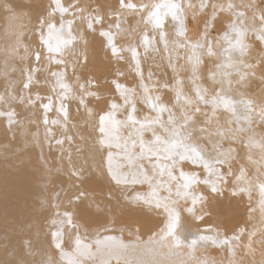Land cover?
<instances>
[{
	"label": "bare ground",
	"instance_id": "1",
	"mask_svg": "<svg viewBox=\"0 0 264 264\" xmlns=\"http://www.w3.org/2000/svg\"><path fill=\"white\" fill-rule=\"evenodd\" d=\"M262 110L264 0H0V264H264ZM106 111L112 139L129 149L150 130L161 136L148 146L165 169L161 196L189 132L210 156L220 133L226 148L237 140L217 167L243 168L235 182L247 193L230 195L231 176L222 196L197 185L211 215L177 222L179 246L153 243L164 216L125 199L143 177L113 183L94 157L93 114ZM241 226L231 252L196 231L219 240Z\"/></svg>",
	"mask_w": 264,
	"mask_h": 264
},
{
	"label": "snow or ice",
	"instance_id": "2",
	"mask_svg": "<svg viewBox=\"0 0 264 264\" xmlns=\"http://www.w3.org/2000/svg\"><path fill=\"white\" fill-rule=\"evenodd\" d=\"M48 27L57 28L55 22H50ZM70 31V30H69ZM104 33H101L103 36ZM59 39V37H58ZM87 45V40L82 41ZM42 44L49 45V50H53L50 42L47 39L41 41ZM65 45L72 44V41H65ZM109 49L113 54H117L115 47L111 41H107ZM75 46V45H73ZM55 51L59 54L61 49L57 47ZM34 59L39 61L41 53L36 51L33 53ZM88 60L87 50L82 53V62L86 63ZM203 61H201V64ZM182 83V81H181ZM219 93V89H217ZM200 99L207 100L206 96H201ZM216 99H219V95H216ZM111 110V105L109 106ZM195 111L198 113L200 108L197 107ZM106 112H100L93 114L96 121L94 125V157L99 158L98 167L102 171H106L108 178L113 183H120L121 180L127 181L129 174L134 177L136 175L142 176L143 179H134V184L140 185L143 191H136L131 196H126L125 199H134L141 204L148 207L156 208L165 219V225L158 231L153 233L156 239L153 243L164 246L166 242L175 240V245L179 246L180 241L175 239V224L182 222L186 216H191L193 220L199 224L204 220L206 215H211L205 207H202L207 196L199 194L197 185H204L212 194L223 195V185L228 184L226 177H233V186L229 190L230 195L233 197L244 196L247 193V189L240 184L236 183L237 176L243 174V168L240 170V174H234L231 171L229 164V171L222 173L221 169L217 165H225L235 158L234 153L237 152V140L229 137L230 143L226 148L223 143V133H220L221 139L217 140L212 145V151L215 155H208V149L201 147L194 139H192L191 132L185 137V143H181L179 148L186 150V155L179 151L177 148L178 165L174 164L167 170L168 181L162 186L163 191L167 195L161 196L158 189L161 187L159 177L165 174V169L161 168L158 160H153L152 156L157 155L151 152L149 145L160 141L161 136L152 132V140L145 141L141 139L139 143L135 140L131 142L132 147L129 149L127 142L119 143L112 139L111 133L103 123ZM260 123H264V110L260 114ZM164 126L161 125V128ZM167 131V130H165ZM122 135V133H121ZM171 143V140H169ZM240 147L246 149L248 146L244 143L243 137L240 138ZM123 148V151L119 149ZM139 148V151L136 149ZM166 159L171 161L176 159L171 155L166 156ZM191 164L193 167H200L203 170L204 175L199 172L187 171V166ZM147 165V166H146ZM135 169V171H134ZM177 173V174H174ZM185 181H189L185 183ZM175 191V196L172 195ZM261 193L264 195V182L261 183ZM249 199L251 196L249 194ZM184 203L181 204L180 201ZM260 211L262 217H264V199L259 201ZM249 213H254L255 208L250 204L248 208ZM55 223V222H54ZM137 231L139 228L137 227ZM199 233L198 240L207 241L215 247L221 249L228 247L229 251H232L231 244L233 240H239L243 234V227H238L233 231L231 236H223L217 240L214 235H204L207 232H215V229H197ZM197 240L191 241L192 245H195Z\"/></svg>",
	"mask_w": 264,
	"mask_h": 264
}]
</instances>
